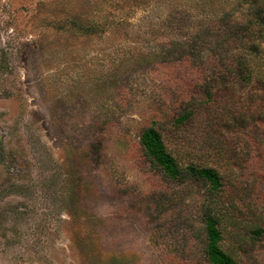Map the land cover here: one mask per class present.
Segmentation results:
<instances>
[{
  "label": "rangeland",
  "instance_id": "rangeland-1",
  "mask_svg": "<svg viewBox=\"0 0 264 264\" xmlns=\"http://www.w3.org/2000/svg\"><path fill=\"white\" fill-rule=\"evenodd\" d=\"M239 2L0 0V264H211L210 215L229 256L264 264L259 94L238 83L207 105L249 53L210 21L260 26ZM150 128L222 187L167 177L143 150Z\"/></svg>",
  "mask_w": 264,
  "mask_h": 264
},
{
  "label": "trees",
  "instance_id": "trees-1",
  "mask_svg": "<svg viewBox=\"0 0 264 264\" xmlns=\"http://www.w3.org/2000/svg\"><path fill=\"white\" fill-rule=\"evenodd\" d=\"M237 8L247 10L251 17L256 20L253 23L260 26L256 32H249L248 26L233 25V17L231 15H224L225 17L220 20L210 21V25L214 29L219 30V37L227 38L226 40H229L234 36L230 39L233 44L239 47L246 46L249 53L246 57H238L236 64L227 66V72L224 74L223 78L225 82L220 83L219 85L214 83L213 85L211 84L207 86V105L211 103L213 98L215 99V94H217L221 88L227 90L239 83L242 90H245L248 88L249 83H252V89L257 90V93L259 94L258 101L263 110V112L261 110L259 115L263 116L264 80L256 78L254 73L259 69L257 62H260L261 67L263 66L261 65V61L264 59V0H240ZM253 65L258 69L255 70ZM245 81L246 85L244 83ZM202 104V101L199 103H188L178 112L173 127L179 128L192 121L199 112ZM141 144L146 155L167 177L178 179L183 174H187L203 179L215 191H218L222 187V177L219 171L214 168L189 165L185 169H182L173 155L168 151V146L160 130H157L156 128L146 130L142 134ZM206 233L207 255L211 264H238L222 249L221 244L223 235L216 216L210 215L207 217Z\"/></svg>",
  "mask_w": 264,
  "mask_h": 264
}]
</instances>
